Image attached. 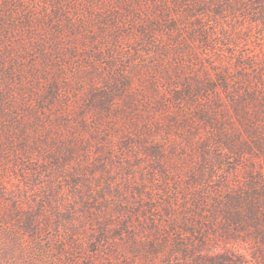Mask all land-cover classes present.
<instances>
[{
    "label": "rangeland",
    "instance_id": "374dc122",
    "mask_svg": "<svg viewBox=\"0 0 264 264\" xmlns=\"http://www.w3.org/2000/svg\"><path fill=\"white\" fill-rule=\"evenodd\" d=\"M110 10L0 0V241L15 248L9 258L0 246V264H86L98 232L119 239L151 217L208 215L264 167V118L251 122L254 144L228 102L217 111L183 89L201 71L184 66L182 39ZM230 56L204 63L234 71ZM7 213L38 216V232L22 235Z\"/></svg>",
    "mask_w": 264,
    "mask_h": 264
},
{
    "label": "trees",
    "instance_id": "16d2710c",
    "mask_svg": "<svg viewBox=\"0 0 264 264\" xmlns=\"http://www.w3.org/2000/svg\"><path fill=\"white\" fill-rule=\"evenodd\" d=\"M86 2L110 8L120 23L131 19L144 34L148 33L147 29L161 28L172 33L173 38L182 39L181 55L188 57L184 66L194 64L201 71L196 77L186 76L183 89L200 101L212 103L217 111H227L223 103L228 102L236 115L248 121L246 131L253 135L252 142L258 143L256 126L251 122L264 118V62L259 64L242 51L250 49L264 54V0ZM223 50L234 58L231 63L234 71L228 67L211 69L204 63L208 62L210 52ZM211 108L207 105L203 110L214 115L215 110ZM222 203L208 215L192 210L165 223L151 217L149 227L141 235L130 231L125 238L109 239L105 231H100L90 241L93 255L86 264L107 261L116 264H264V167L253 164L248 168L244 189L229 192ZM195 205L199 206L196 202ZM5 216L13 219L22 235L32 236L38 232V216L12 213ZM248 238L253 243L248 253L250 258L244 244ZM68 240L69 247L77 246L72 236ZM101 241L106 244H101L99 249L97 244ZM0 244L5 257L10 258L15 253L14 246L1 241ZM65 255L64 258H74L71 253ZM95 257L98 260H94ZM22 263L28 264L24 258Z\"/></svg>",
    "mask_w": 264,
    "mask_h": 264
}]
</instances>
